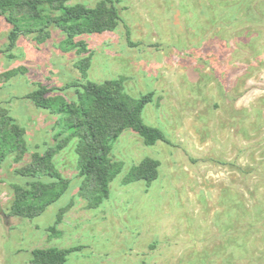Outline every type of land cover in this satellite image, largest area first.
I'll return each instance as SVG.
<instances>
[{
	"label": "rangeland",
	"instance_id": "1",
	"mask_svg": "<svg viewBox=\"0 0 264 264\" xmlns=\"http://www.w3.org/2000/svg\"><path fill=\"white\" fill-rule=\"evenodd\" d=\"M115 3V28L76 36L92 53L88 77L121 78L134 97L152 91L142 118L168 142L124 130L110 153L122 171L94 205L80 192L73 139L53 157L64 195L33 218L12 214V185L26 180L17 169L61 131L59 115L25 94L42 83L74 99L66 84L80 77L82 54L57 26L22 31L8 48L0 16V108L24 127L27 146L0 164V264H32L31 250L47 246H79L67 264H264V0ZM144 157L159 162L157 177L128 181Z\"/></svg>",
	"mask_w": 264,
	"mask_h": 264
},
{
	"label": "trees",
	"instance_id": "2",
	"mask_svg": "<svg viewBox=\"0 0 264 264\" xmlns=\"http://www.w3.org/2000/svg\"><path fill=\"white\" fill-rule=\"evenodd\" d=\"M68 1L0 0V16L10 25L8 48L14 46L22 31H42L57 26L66 35V42L82 54L76 63L80 77L66 84L74 88V99L52 94L42 83L25 94L34 105L58 114L61 123L54 145L31 152L29 161L17 169L26 180L12 185L10 211L27 218L41 214L64 195L69 182L56 168L53 157L71 140L76 139L75 152L82 177L80 192L94 205L109 196L112 179L122 171L123 162L113 160L110 153L124 130L136 132L146 144L168 142L162 129L142 118L144 107L152 100V91L134 97L125 91L121 78L97 82L88 77L92 53L86 42L76 36L115 28L121 21L115 0H101L94 6ZM45 9L56 13H45ZM22 19L26 21L25 26ZM126 34L129 38L128 28ZM24 135V127L9 115L7 109L0 108V164L13 153L18 160L24 157L27 152ZM158 165L156 159L144 157L128 169L127 180H144L149 184L158 175ZM64 210L63 207L57 210L55 224L62 220ZM50 230L55 231V225ZM78 248L35 247L31 250L30 261L32 264H67L69 253Z\"/></svg>",
	"mask_w": 264,
	"mask_h": 264
}]
</instances>
